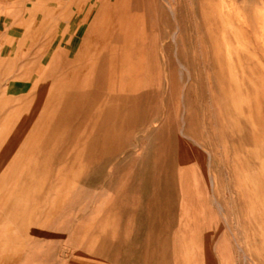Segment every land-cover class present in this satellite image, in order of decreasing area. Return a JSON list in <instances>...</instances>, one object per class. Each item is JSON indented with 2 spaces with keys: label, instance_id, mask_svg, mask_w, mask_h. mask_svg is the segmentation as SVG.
Listing matches in <instances>:
<instances>
[{
  "label": "rangeland",
  "instance_id": "rangeland-1",
  "mask_svg": "<svg viewBox=\"0 0 264 264\" xmlns=\"http://www.w3.org/2000/svg\"><path fill=\"white\" fill-rule=\"evenodd\" d=\"M0 264H264V0H0Z\"/></svg>",
  "mask_w": 264,
  "mask_h": 264
},
{
  "label": "bare ground",
  "instance_id": "bare-ground-1",
  "mask_svg": "<svg viewBox=\"0 0 264 264\" xmlns=\"http://www.w3.org/2000/svg\"><path fill=\"white\" fill-rule=\"evenodd\" d=\"M106 1H107V0H106ZM38 2H39V1H38ZM33 7H34V6H33ZM45 20H46V19H45ZM48 22H49V21H48ZM41 29H42V28H41ZM48 37H49V36H48ZM51 60H52V59H51ZM27 103H28V102H27ZM28 109H29V107H28ZM28 112H29V110H28ZM24 113H26V112H24ZM24 115H25V114H24ZM24 115H23V116H24ZM27 115H28V114H27ZM26 117H27V116H26ZM26 117H25V118H26ZM29 119H31V118H29ZM8 126H9V125H8ZM8 128H9V127H8ZM44 230H45V229H44ZM44 230H43V231H44Z\"/></svg>",
  "mask_w": 264,
  "mask_h": 264
}]
</instances>
